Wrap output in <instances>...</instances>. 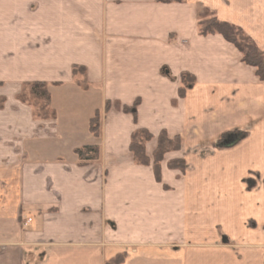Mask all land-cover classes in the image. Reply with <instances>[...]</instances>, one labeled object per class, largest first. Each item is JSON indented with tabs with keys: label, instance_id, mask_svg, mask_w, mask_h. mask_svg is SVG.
I'll list each match as a JSON object with an SVG mask.
<instances>
[{
	"label": "crops",
	"instance_id": "1",
	"mask_svg": "<svg viewBox=\"0 0 264 264\" xmlns=\"http://www.w3.org/2000/svg\"><path fill=\"white\" fill-rule=\"evenodd\" d=\"M209 18L264 50V0H0V54L20 81L0 93V264H106L120 253L122 264H264V81L222 35L199 34ZM65 56L82 58L65 79L33 78L35 61ZM74 64L87 67L89 89ZM183 72L197 80L182 97ZM29 81L97 97L76 116L38 120L17 99ZM137 98L136 124L123 107ZM96 109L99 139L89 130ZM137 126L154 134L150 158L162 129L181 137L162 164L172 190L134 162ZM86 144L101 157L82 165L74 150ZM179 157L184 173L167 166ZM250 174L259 175L251 190Z\"/></svg>",
	"mask_w": 264,
	"mask_h": 264
},
{
	"label": "trees",
	"instance_id": "2",
	"mask_svg": "<svg viewBox=\"0 0 264 264\" xmlns=\"http://www.w3.org/2000/svg\"><path fill=\"white\" fill-rule=\"evenodd\" d=\"M182 0H158L162 3L181 2ZM199 34L202 36L219 34L232 43L242 54V61L255 68L256 75L264 81V50L242 27L233 23L222 21L217 18L202 20L198 24ZM72 74L75 82L83 89L90 87L88 80V69L85 65L74 64ZM196 76L190 72H183L181 76V87L179 95L185 96L188 89L196 84ZM0 84H2L0 82ZM17 99L28 103L33 108L35 119H56L57 111L52 104V93L49 90L47 81L24 82ZM6 98L0 97V107H3ZM141 99L137 98L133 104L124 105L123 110L132 114L134 122L138 123V107ZM111 109V102L107 101L105 112ZM103 110L96 109L89 120V130L95 138H100L102 133ZM154 138V134L146 127L137 126L131 134L129 149L133 154L134 162L141 166H152L154 177L158 183L162 182V163L167 153L179 151L182 148V140L179 135L170 137L166 129H162L157 137V147L153 152V158L147 154V144ZM80 164H88L97 161L101 157V146L99 144H86L75 148ZM168 167L181 172L186 171L187 163L183 157L173 158L168 161ZM126 259L125 253H120L107 261L106 264H122Z\"/></svg>",
	"mask_w": 264,
	"mask_h": 264
},
{
	"label": "rangeland",
	"instance_id": "3",
	"mask_svg": "<svg viewBox=\"0 0 264 264\" xmlns=\"http://www.w3.org/2000/svg\"><path fill=\"white\" fill-rule=\"evenodd\" d=\"M2 57L3 56L0 54V79L3 78L5 80L6 87L0 88V93H2V91H3V92L8 94V93L12 92L13 90H15L16 86H18L14 82L16 80H17V82H20V81H18V79L15 77V76H17V74L12 71L13 57L12 56H8V58L4 57L5 58L4 61L2 60ZM77 58L82 59L80 56H65V57H61L60 60H56V61L51 60L53 62H51L50 67H48L49 61H44L42 59H39V60L35 61V63H34V69H33L34 76H33V78L34 79L42 78L45 80H48V79H50V80L62 79L63 80L67 77V73L69 70L70 63L74 59H77ZM66 90L67 89H65V88H61V89L54 88L52 90L53 92H51L52 98H54L53 106L54 107L55 106L60 107L59 112H58V109L55 107L56 111H57V116L59 113L60 116L65 117L66 115H69V113H71V112H72L73 116H76L77 115L76 113H79V112L82 113L81 107H82L83 103L89 104L88 102L95 100L97 97L96 94H93V96H91L90 94L83 93V92L82 93L80 92L81 94H79V95L71 94L69 96L67 94ZM71 102L77 103L78 105L77 106L76 105H67L68 103H71ZM86 107H89V105ZM85 109H87V108H85ZM83 117L84 116L81 115L79 125L85 126V129H87L86 127L88 126V120L87 119L83 120L82 119ZM5 118H7V117H5ZM5 126H9V125L6 124ZM237 135L239 136V138L243 136L239 132L237 133ZM225 143H227L226 139L222 140V141L220 140L218 143H216V146L219 147ZM147 147H148V144H147ZM152 158H153V155H152ZM165 159H166V156H165L164 160ZM167 166H168V162H167ZM170 170H173V169H170ZM258 176L259 175H257V174H250V177L245 180V184H246L248 189L251 190L252 188H254L258 184V179H259ZM171 181L176 182L174 177ZM160 184H161L164 191L167 192V191L172 190L171 183L169 181L165 180V178H164L163 169H162V182ZM249 224L251 227L257 226V223L254 220H251L249 222ZM227 239H228L227 241H228L229 245H233V242L228 237H227Z\"/></svg>",
	"mask_w": 264,
	"mask_h": 264
},
{
	"label": "built area",
	"instance_id": "4",
	"mask_svg": "<svg viewBox=\"0 0 264 264\" xmlns=\"http://www.w3.org/2000/svg\"><path fill=\"white\" fill-rule=\"evenodd\" d=\"M27 225V223H25V226Z\"/></svg>",
	"mask_w": 264,
	"mask_h": 264
}]
</instances>
